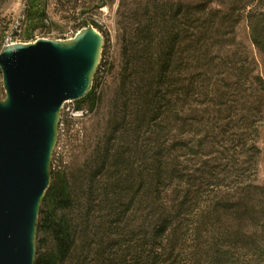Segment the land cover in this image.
Wrapping results in <instances>:
<instances>
[{
    "label": "trees",
    "instance_id": "trees-1",
    "mask_svg": "<svg viewBox=\"0 0 264 264\" xmlns=\"http://www.w3.org/2000/svg\"><path fill=\"white\" fill-rule=\"evenodd\" d=\"M244 2L146 0L135 6L131 0L122 1L118 11L122 69L106 128L101 142L88 155L86 151L78 172L69 176L68 162H52L50 186L39 213L34 264H117L116 224L123 222L141 190L146 192L142 202L161 212L153 221L154 244L175 222L182 226L189 221L197 236L205 238V264H264V187L254 183L259 150L254 139L248 145L246 133L264 122V81L246 67L247 59L226 50L234 45L239 11L250 4L246 15L250 42L264 54V0ZM30 4L35 13L37 5ZM42 17L41 12V22ZM103 38L104 59L92 88L76 102L78 109L90 113L98 106L103 80L112 70ZM177 128L181 133L192 130L197 139L198 149L194 151L191 144L193 153L188 156L202 152L200 176L192 175L190 181L176 167L175 152L188 145ZM141 139L151 157L139 149ZM136 154L143 160L151 158L147 173L139 179L130 161ZM174 181L179 188L187 184L192 192H179L181 200L168 207L161 194ZM198 182L202 188L193 190ZM233 212L239 215L242 246L252 253L249 260H240L232 247L221 243L234 229L221 228L216 220ZM179 236L183 238L182 233ZM119 259L120 264H130L125 257ZM154 260L149 264H156Z\"/></svg>",
    "mask_w": 264,
    "mask_h": 264
},
{
    "label": "rangeland",
    "instance_id": "rangeland-1",
    "mask_svg": "<svg viewBox=\"0 0 264 264\" xmlns=\"http://www.w3.org/2000/svg\"><path fill=\"white\" fill-rule=\"evenodd\" d=\"M31 1L37 5L35 13L31 12ZM122 1L123 0H79L78 2H74V0L73 2L72 0H0V45H5L10 40H12V42L16 41L17 25L18 28L19 25L22 27L20 29L23 33V37L20 42L23 43L25 41L27 43V41L30 42L34 36L45 34V32L50 29L58 33H62L69 29H82L86 26L85 20L91 23L94 17H96L99 22L96 28L102 29L104 36L106 35L108 38L107 41H109V35L113 37L111 43L109 42V57L112 70L103 80V89L98 106L85 121H82L79 129L73 128V131L70 133L71 140L67 147L69 158L68 166L66 167V173L69 176L73 175L76 171L78 172L82 167L86 151H88V155L93 145L97 141L101 142L102 134L104 133L109 119V102L119 84L120 72L122 69L121 52L123 33L120 29V25H118V11L120 10L119 8ZM145 1L146 0H131L132 3H135V6L144 4ZM244 1V3H246V0ZM100 3H103L101 8L96 7L90 12L86 11V9H90L92 6ZM250 6V4H247L242 11H239L241 20L235 28V42L234 45L228 46L226 50L237 52L238 55L247 59L248 64H246V67L252 70L255 75L260 76L264 81V54L252 45L249 37L246 15L250 10ZM102 8L106 10L101 12L100 9ZM81 11H84V13H81ZM41 12L43 13V17L41 18L42 22L38 20ZM45 20L48 21V26L45 25ZM217 71L218 70H216V72ZM3 98L4 91L1 85L0 75V99L2 100ZM254 127H256V129L252 128L250 131L248 130L246 132L248 139H250L248 145H250L252 139H254L256 147L259 150L256 159V176L254 183L260 187H264V122ZM254 130L256 132H254ZM76 131L82 132V141L78 144H75L76 141H79ZM177 132L179 133V137H183L181 139L187 142L188 145L183 151L175 152V157H177L176 167L178 170L183 171L185 180L190 181L192 175H195V177L200 176V172L197 171L201 167L198 157L201 156L202 152L200 150L196 155L193 154L192 156H188L187 154L189 152L193 153L190 150L191 144L195 146L192 148L194 151L198 149L197 139H195L192 130L190 133H181L179 128H177ZM138 147L142 152L148 151L147 155H149V157L153 155L152 153L150 154L148 144L145 140L141 139L138 143ZM204 151L207 153L208 150L205 148ZM64 152L66 154V150H64ZM150 159L151 158L147 161L143 160L141 155H131L130 161L133 162V169L135 170L133 174L136 178L139 179L142 174L145 175L147 173L145 168L148 167ZM246 181H248V178H246ZM137 183L138 184L133 188L134 191L138 189L139 181ZM177 184L178 182L174 181L173 184L167 186L161 194V197L164 198V202H167L168 207L181 200H178L179 192L182 195L188 193V191L190 193L192 192V188L188 189L187 184L184 183V186L180 188L177 187ZM199 184L200 182L197 183V186H194L195 188H193V190H195ZM232 187L237 186L233 184ZM201 188L202 187H198L199 190ZM222 191H224V193L226 192L225 189H222ZM145 193L146 192L143 190L139 192V199L137 198L130 207L123 222L116 224V235H118L116 236L115 254H117L118 259L115 263L120 264L119 257H125L126 262L130 264H144L143 261H147L149 264V262H152L154 259H156V264H160L163 261H166L165 263L163 262V264H205V252L207 251L205 238L197 236L194 226L191 224L188 225L189 221L183 222L182 226H180V222H175L171 226V231L168 234L166 233L164 238H158L156 244H154L155 242L153 239H150L152 235L151 232L155 227L153 221L156 217L161 215V212L157 211L156 207L148 206V202H142L141 199ZM153 195L155 194L153 193ZM204 199L205 196H203V200ZM238 216L239 215L235 212L228 215L226 213V216L223 218H220L219 215V219L216 220V222L219 223L221 228L231 226L234 229L231 231L233 232L231 234L232 236L224 237L221 243L225 246L232 247V251L237 253L240 260H242V258H245V260L248 258L249 260L252 253L248 248L242 246L244 240L237 233ZM215 217H217V215ZM189 218L190 217H188V219ZM150 219L152 223H150ZM201 226L203 227V224ZM188 228L191 230L190 232L186 230ZM181 233L183 238L179 236ZM152 253L156 256L152 257ZM244 264L246 263L244 262Z\"/></svg>",
    "mask_w": 264,
    "mask_h": 264
},
{
    "label": "water",
    "instance_id": "water-1",
    "mask_svg": "<svg viewBox=\"0 0 264 264\" xmlns=\"http://www.w3.org/2000/svg\"><path fill=\"white\" fill-rule=\"evenodd\" d=\"M85 23L70 39L40 38L0 51V264H34L62 105L89 93L101 61L104 39Z\"/></svg>",
    "mask_w": 264,
    "mask_h": 264
},
{
    "label": "built area",
    "instance_id": "built-area-1",
    "mask_svg": "<svg viewBox=\"0 0 264 264\" xmlns=\"http://www.w3.org/2000/svg\"><path fill=\"white\" fill-rule=\"evenodd\" d=\"M101 12H103L104 10H106L105 8L100 9ZM45 25L48 26V21H44ZM91 23L96 27L97 24H99L98 19L96 17H94L93 21L91 20ZM22 28L19 25L16 27L17 31H16V43L20 42V40L22 39V35L23 33L21 32ZM79 29H69L66 31H63L62 33H58L55 32L54 30L50 29L49 31L45 32V34H41L40 36H34L32 40H37L40 38H45V39H70L73 38L77 33H78ZM98 31L104 35L102 29H98ZM21 37V38H19ZM105 37L107 38V36L105 35ZM113 37H111L109 35V41H107V49H108V53L109 54V42L111 43V39ZM108 40V38H107ZM14 43L12 42V40L8 41L6 44H11ZM103 56H101V61H102ZM100 61V63H101ZM91 115V113L85 109V108H80L78 109L76 107V103L73 101H66L63 105H62V109H61V115H60V122H59V137H58V141H57V145L55 147V156H52V161L51 162H55L57 163V161H59V163H67L68 162V152H67V147L68 144L71 140V136L70 133L73 131V128H77L79 129V127H81V123L82 121H85V119L87 117H89ZM77 136H78V140L76 141L75 144H78L81 139H82V132L80 133L79 131H76ZM67 138V139H66ZM66 139V140H64ZM59 150V151H58ZM64 150H66V154L64 152Z\"/></svg>",
    "mask_w": 264,
    "mask_h": 264
},
{
    "label": "bare ground",
    "instance_id": "bare-ground-1",
    "mask_svg": "<svg viewBox=\"0 0 264 264\" xmlns=\"http://www.w3.org/2000/svg\"><path fill=\"white\" fill-rule=\"evenodd\" d=\"M58 137H59V128H58ZM53 156H55V149H54V152H53ZM52 165H53V163H52Z\"/></svg>",
    "mask_w": 264,
    "mask_h": 264
}]
</instances>
